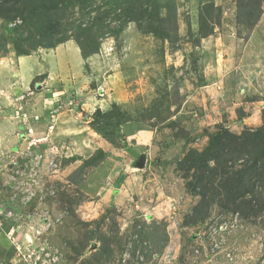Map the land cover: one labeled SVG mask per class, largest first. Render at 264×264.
<instances>
[{
  "label": "rangeland",
  "instance_id": "1",
  "mask_svg": "<svg viewBox=\"0 0 264 264\" xmlns=\"http://www.w3.org/2000/svg\"><path fill=\"white\" fill-rule=\"evenodd\" d=\"M174 9L171 38L131 21L87 57L72 32L21 55L0 17V64L63 73L12 93L31 126L0 143V264H264V177L238 199L239 154L186 163L221 130L264 128V0Z\"/></svg>",
  "mask_w": 264,
  "mask_h": 264
},
{
  "label": "trees",
  "instance_id": "2",
  "mask_svg": "<svg viewBox=\"0 0 264 264\" xmlns=\"http://www.w3.org/2000/svg\"><path fill=\"white\" fill-rule=\"evenodd\" d=\"M174 4L175 0H0V17L8 23L13 22L14 27L7 25L3 34L18 35L19 39L12 40V43L21 55H28L36 46L53 47L72 32L78 33L74 37L82 55L87 57L98 49L99 34L103 37L109 33H120L131 21L146 23L150 31L171 38L176 30ZM116 20L122 21L123 25L112 28L110 22ZM0 40L5 42V37ZM233 140H240L239 148H231L229 143ZM234 154H239L245 162L228 186L239 192V199L250 194V186L254 188L255 182H247L248 178L264 177L263 127L248 129L240 136L221 130L210 137L204 151L190 155L186 163L195 167L214 160L218 165V157L225 156V162H228ZM245 186L247 188L242 189Z\"/></svg>",
  "mask_w": 264,
  "mask_h": 264
},
{
  "label": "crops",
  "instance_id": "3",
  "mask_svg": "<svg viewBox=\"0 0 264 264\" xmlns=\"http://www.w3.org/2000/svg\"><path fill=\"white\" fill-rule=\"evenodd\" d=\"M20 60L18 62V64H0V99H3V95H10L8 93L11 92L10 95V103H12L11 105L4 104L7 109L5 110L6 114H2V116H0V143L2 142V139L8 138L10 142L12 143L13 141H19L18 139V135H15L16 133L19 132V119L23 118L21 121H23V127H26V130L29 126H31L30 122L28 123V118L27 117V113L26 112H22L19 110L21 109L20 106H18V108L13 107V103L15 101V98L13 97L12 93H15L16 91L20 92L22 95L24 94L23 91H26L28 85L33 81L34 78H36V76H41L42 74L45 73L46 77H44V81L45 82H49L51 80V78L53 77V75L56 73H62V71L58 70L60 64H53L55 67V69L53 71H46V70H40L39 68V64H20ZM68 65V64H67ZM75 65L78 64H70L69 66H66V69H68V72H66V74L64 75V80L65 81H70L73 79V77H76V73L74 71H72V69L75 68ZM68 67V68H67ZM237 70L235 71L236 77H238L239 74V69L236 68ZM63 74V73H62ZM62 76V75H61ZM249 78V77H248ZM60 79V76H59ZM61 82V81H60ZM30 87V86H29ZM7 93V94H6ZM27 98V96L25 95L24 98ZM55 98L56 96H53L51 99ZM5 100V99H4ZM31 105L28 103H26V105ZM3 105L0 106V112H2ZM31 109V108H30ZM50 110H48L49 112ZM59 112H57L58 114ZM16 115L18 118H16ZM20 117V118H19ZM54 129V128H53ZM22 130V129H21ZM23 131V130H22ZM10 132V133H9ZM54 131H50L49 134L47 136L41 137L42 140L41 141H48V139L50 137H52V133ZM5 134V135H3ZM7 135V136H6ZM3 136H6L3 138ZM37 143L40 142H36L33 145H38ZM45 143V142H43ZM41 144V143H40ZM48 145H50L47 142ZM42 146V144H41ZM43 147H45V145H43Z\"/></svg>",
  "mask_w": 264,
  "mask_h": 264
}]
</instances>
